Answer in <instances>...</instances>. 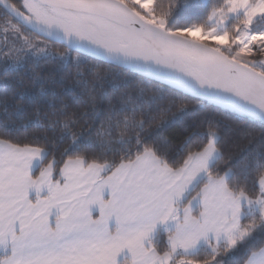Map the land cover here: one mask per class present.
Here are the masks:
<instances>
[{
	"label": "snow or ice",
	"instance_id": "obj_1",
	"mask_svg": "<svg viewBox=\"0 0 264 264\" xmlns=\"http://www.w3.org/2000/svg\"><path fill=\"white\" fill-rule=\"evenodd\" d=\"M0 264H264V0H0Z\"/></svg>",
	"mask_w": 264,
	"mask_h": 264
},
{
	"label": "trees",
	"instance_id": "obj_2",
	"mask_svg": "<svg viewBox=\"0 0 264 264\" xmlns=\"http://www.w3.org/2000/svg\"><path fill=\"white\" fill-rule=\"evenodd\" d=\"M163 2L164 3H166L167 2V0H163ZM3 119V116L2 115H0V120H2Z\"/></svg>",
	"mask_w": 264,
	"mask_h": 264
}]
</instances>
